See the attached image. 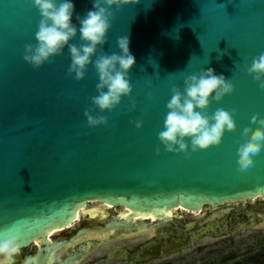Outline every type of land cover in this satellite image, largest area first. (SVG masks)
Masks as SVG:
<instances>
[{
    "label": "water",
    "instance_id": "95a60500",
    "mask_svg": "<svg viewBox=\"0 0 264 264\" xmlns=\"http://www.w3.org/2000/svg\"><path fill=\"white\" fill-rule=\"evenodd\" d=\"M71 2L72 23L79 28L76 17L86 16L94 0ZM40 19L31 0H0V234L10 229L26 247L38 237L45 239L51 228L74 221L77 208L90 201L125 206L132 209L129 215H136L180 206L202 211L206 204L218 209L229 201L264 195V150L248 173L237 171L243 128L257 127L250 124L249 114L255 111L264 118V90L247 72L252 57L264 51V0H140L124 6L103 48L121 54L116 38L129 37L135 57L129 72L133 90L114 110L102 113L109 119L107 126L94 128L84 116L91 98L98 95L93 65L77 82L68 76L67 47L38 70L23 59L24 45L36 43ZM71 43H81L79 33ZM208 68L230 79L235 90L219 103L213 100L207 113L235 108L236 130L226 131L220 146L190 158L167 153L158 134L171 88L183 91L187 76ZM136 121L143 126L137 129ZM110 230L82 250L79 246L72 264L90 255L101 241L144 228L98 224L81 228L52 249ZM208 231L192 232L179 246L191 247ZM40 255L38 261L48 251ZM62 263L69 264L68 259Z\"/></svg>",
    "mask_w": 264,
    "mask_h": 264
},
{
    "label": "clouds",
    "instance_id": "9594fccd",
    "mask_svg": "<svg viewBox=\"0 0 264 264\" xmlns=\"http://www.w3.org/2000/svg\"><path fill=\"white\" fill-rule=\"evenodd\" d=\"M31 2L38 9L41 19L35 32L36 43L24 45V61L38 70L51 57L61 55L67 47L71 58L68 76L77 82L85 78L88 66L93 65L99 80L96 84L98 95L91 98L84 116L88 127L107 126L109 119L102 113L111 112L120 105L122 97L131 96L133 89L129 72L135 64V57L130 52L128 36L116 38L121 54H108L103 46L107 43V34L116 14L124 6L136 5L140 0H94L93 8L86 16L76 17L79 28L72 23L74 4L71 0ZM78 33L81 43H71ZM98 50L100 54H97ZM247 72L259 88L264 90V51L252 57ZM183 84V91L176 85L171 88V99L166 105L168 111L158 140L165 152L184 153L186 158H190L192 153L220 146L225 132L236 130L234 117L238 113L235 108L230 111L218 108L212 115L207 113L213 100L219 103L235 90L231 80L223 75H216L214 69L208 68L200 74L189 75ZM135 106L133 100L132 108ZM249 115L250 124L257 127H244L241 133L242 142L237 150V171L242 173H248L254 168V158H259L264 150V118L255 111ZM142 126L143 121L135 122L137 129ZM189 140L190 145L187 142ZM156 152L160 154V147H157ZM21 248L19 237L12 230L5 229L0 234V264H15Z\"/></svg>",
    "mask_w": 264,
    "mask_h": 264
},
{
    "label": "flooded vegetation",
    "instance_id": "af4514ba",
    "mask_svg": "<svg viewBox=\"0 0 264 264\" xmlns=\"http://www.w3.org/2000/svg\"><path fill=\"white\" fill-rule=\"evenodd\" d=\"M261 195L246 197L242 200L229 201L219 207L218 209H223L226 211L219 219L213 218L210 219V215L216 209H213L212 206L206 204L203 211H206L205 221L202 224H199L198 219H191L186 223H182L180 218L183 214H194L197 216L198 213L193 211H186L181 208H174L173 216L169 218L157 217L151 219L150 217L142 218L136 217L134 215H129V217H122L120 212L126 211L128 208L125 206H113L108 207V210H114L115 215H108L109 211L105 215H99L98 222L82 223L73 229V232L68 237H60L59 234L64 233L70 228L62 229L57 233H52L50 245L45 241L44 237H40V243L33 241L30 245L21 248V253L16 257L15 264H63L64 259H68V263H74V258H71L72 255L78 253L79 246L81 250L84 248L83 244H80V241L85 240L88 235H85L78 239V241L68 242L65 245L52 249V245L58 244L59 242L64 241L65 239H70L72 235L76 234L81 228H93L96 225H107L109 223L122 222L125 224H130L133 229H137V225L142 220H145L144 224L146 227L141 232L136 231V233L130 236H122L117 238L126 239L129 237H134L138 234H148L149 236L143 239L142 241H137L131 246L128 244H123L119 248H113L109 251L106 257L112 259H118L120 264H143L149 263L156 259H161L175 253H179L186 248H181V240L187 239L188 236L194 231H198L203 228L209 229L208 233H204L200 240L206 236L218 237L231 234L233 231L240 229H251L254 228L257 224L263 221L262 215L264 214V204H260L259 200ZM102 204V202H100ZM87 209H90L87 207ZM129 213H132L130 211ZM83 214V213H82ZM87 216L93 218L92 213L88 210L84 215H81V220ZM80 220V221H81ZM79 221V222H80ZM191 223H194L192 225ZM72 228V227H71ZM119 230H127L124 227L117 228ZM93 230V229H92ZM93 232V231H92ZM115 238V237H113ZM199 241V240H198ZM197 241V242H198ZM195 242V243H197ZM71 244H76L71 248ZM172 253H169L168 250L174 249ZM117 250L118 252H115ZM125 250L126 255L122 254V251ZM40 251H48V256L43 260L39 258V261L36 259L40 255ZM103 256V255H101ZM70 257V258H68ZM86 258H88L86 260ZM102 259V258H101ZM104 259V258H103ZM86 260L85 264H97L100 259L99 256L89 259V255L84 259H79L77 264H81Z\"/></svg>",
    "mask_w": 264,
    "mask_h": 264
},
{
    "label": "rangeland",
    "instance_id": "374dc122",
    "mask_svg": "<svg viewBox=\"0 0 264 264\" xmlns=\"http://www.w3.org/2000/svg\"><path fill=\"white\" fill-rule=\"evenodd\" d=\"M261 196L263 197L260 198L259 203L262 205L264 204V195ZM99 205H101L99 202H90L87 207L93 209L99 207ZM197 213V216H193L194 214H183L180 220L182 223H186L189 220L191 221V219H198L200 221L199 224H202L206 220V211H197ZM225 213L226 211L223 209H216L211 213L210 219H219ZM110 215H115V211L109 210L106 216ZM262 217L263 221L254 228L236 230L224 236H206L179 253L143 264H264V214ZM99 219L95 216L93 218L85 216L83 220L77 222L72 228L59 234V236L68 237L78 225L86 223V221L90 223L98 222ZM148 236L145 233L126 239L107 238L100 242L89 255V259L99 256L100 261L97 264H120L118 259L108 258L106 254L113 248H119L125 243L128 246L130 244L133 246L134 243L142 241ZM86 260L81 264H85Z\"/></svg>",
    "mask_w": 264,
    "mask_h": 264
},
{
    "label": "bare ground",
    "instance_id": "6f19581e",
    "mask_svg": "<svg viewBox=\"0 0 264 264\" xmlns=\"http://www.w3.org/2000/svg\"><path fill=\"white\" fill-rule=\"evenodd\" d=\"M261 197H263V196H261ZM90 202H92V203H94V202H98V201H90ZM90 202H86V203H84L82 206H79L78 208H77V210H76V214H75V219H74V221H70L69 222V224H67V226H65V227H57V226H55L54 228H51L48 232H47V234H46V237H45V239H46V242L50 245V242H51V234L52 233H57V232H59V231H61L62 229H65V228H71V227H73L75 224H77V222H79L80 220H81V215H82V213H86L88 210L92 213V215L93 216H95V217H98L99 215H105L106 214V212H108L109 210H108V207H113V205H111V204H108V203H103L102 202V204L101 205H99V207H95V208H93V209H87V205L90 203ZM100 203V202H99ZM180 208L181 209H184V210H186V211H189L188 209H186V208H184V207H182V206H180ZM176 209V208H175ZM130 211H132V209H127L126 211H122V212H120V215L122 216V217H129V212ZM194 213H197V211H193ZM173 214H174V210H172V209H166V210H163V209H161V210H157V211H149V212H142V211H136V215H134L135 216V218L136 217H142V218H147V217H150L151 219H155V218H157V217H164V218H169V217H171V216H173ZM146 223V221L145 220H142L141 222H139L138 223V225H137V227H143V228H145L146 226L144 225ZM110 232H112V230H110L109 232H107V233H105V234H101V235H99V234H96V233H94V234H89L88 235V237L87 238H85V240H83V241H80V244H83L85 247H87L89 244H91L92 243V239L91 238H93V239H96V238H104V237H106L107 236V234L108 233H110ZM36 243H40V238L38 237V238H36L35 240H34ZM76 245V244H75ZM74 244H71V248H73L74 246H75Z\"/></svg>",
    "mask_w": 264,
    "mask_h": 264
}]
</instances>
